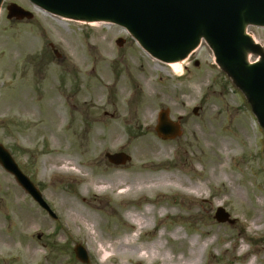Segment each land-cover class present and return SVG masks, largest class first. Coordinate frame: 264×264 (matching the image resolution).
Wrapping results in <instances>:
<instances>
[{"label": "rangeland", "instance_id": "374dc122", "mask_svg": "<svg viewBox=\"0 0 264 264\" xmlns=\"http://www.w3.org/2000/svg\"><path fill=\"white\" fill-rule=\"evenodd\" d=\"M10 3L31 18L7 19ZM247 34L253 46L245 50V60H264V28L249 26ZM30 39L36 40L31 49ZM161 109L169 111L171 120L180 119L179 136L157 137L154 127ZM68 122L73 132L66 131ZM86 124L89 131L81 136L75 129ZM0 144L57 215L52 220L44 214L0 166V264H83L74 258L75 244L87 249V264H145L126 257L136 247H146L161 227L163 251L173 258H191L190 239L195 238L193 248L199 251L210 238L199 264H248L253 259L264 264V126L242 90L215 64L204 40L172 70L146 54L122 27L62 19L26 0H4ZM119 149L131 160L112 167L104 154ZM117 170L126 175L117 179L134 183L136 173L146 170L166 176L172 185L164 194L153 192L151 203L141 190L136 202L124 203L113 214L104 212L112 207L109 198L92 208L93 191L85 187L84 174ZM180 183L202 186L199 197L183 195ZM71 201L79 204L77 210L70 208ZM146 205L152 207L154 229L136 235L124 225L125 214ZM217 207L235 223L216 222ZM161 210H173L178 217L159 222ZM89 212L101 218L93 236L83 227L89 225L83 222ZM183 215L188 220L180 219ZM174 226L182 241L178 249L170 247L168 234ZM123 228L130 239L115 245L113 238Z\"/></svg>", "mask_w": 264, "mask_h": 264}, {"label": "water", "instance_id": "95a60500", "mask_svg": "<svg viewBox=\"0 0 264 264\" xmlns=\"http://www.w3.org/2000/svg\"><path fill=\"white\" fill-rule=\"evenodd\" d=\"M43 9L74 19L108 20L125 27L152 56L163 61L178 60L205 39L218 64L233 78L250 100L254 112L264 125V60L248 63L244 52L253 43L244 34V25L264 27V0H30ZM1 2V0H0ZM7 18H31V13L16 4L7 6ZM121 45L122 40L118 39ZM195 112V111H194ZM178 127L159 113L156 128L162 138L176 136ZM114 164L129 159L123 153L107 155ZM0 163L15 175L26 190L43 204L41 196L0 145ZM218 222L228 214L218 208ZM75 257L87 262L86 251L74 248Z\"/></svg>", "mask_w": 264, "mask_h": 264}, {"label": "bare ground", "instance_id": "6f19581e", "mask_svg": "<svg viewBox=\"0 0 264 264\" xmlns=\"http://www.w3.org/2000/svg\"><path fill=\"white\" fill-rule=\"evenodd\" d=\"M37 10H39L37 8ZM62 19H68L65 17H62ZM85 24L89 25H99V24H113L112 22L105 21V20H76ZM114 25V24H113ZM249 24L244 25V34L247 33V29ZM36 40L30 39L28 47L31 49L34 47V43ZM198 44H200V40H198ZM191 55L188 54L187 57ZM186 57V58H187ZM176 60L174 62H169L166 65L172 68V70H177L181 67V63L186 59ZM122 109V108H121ZM165 152V149H164ZM124 173L122 171L117 170L115 172L106 173L105 175L102 174H96L93 177H89L86 174H84L83 178H85V187L90 188L93 192V198L94 201L91 204L92 208H100L106 201L107 198H109L112 201V207L109 208L107 211L104 210L105 213L113 214L116 210H120V206L124 205V203L132 204L136 202L137 197L141 190H143V193L146 195V199H148V202L151 203V195L153 192H160L165 193L167 190H169V187L172 185V181L169 180V178H164L166 176H155L154 174L148 173L146 170H141L140 172L136 173V180L134 183L132 181L117 179L119 176H123ZM125 175V174H124ZM128 175V174H127ZM126 177V175H125ZM179 188H182V193L185 196L189 197H199L200 191H202V186L199 185H190L189 187H182L181 183L177 185ZM162 194V195H163ZM84 197V195H82ZM69 206L73 210H77L79 208V204L75 203L74 201H71L69 203ZM132 208L131 205L129 206V209ZM163 209V208H162ZM134 211V210H133ZM151 214H152V207L150 205H146L144 210L138 211V213H126V223L124 225L126 228H129L130 231L134 232L136 235L138 233H152L153 227L151 226ZM174 219L175 217H178L177 214L170 210L163 213V210H161L157 214V219L159 222H162L164 218ZM187 215H183L180 217L183 221L188 220ZM101 219V218H100ZM100 219L97 217L95 213L89 212L85 215L84 223H88V226H84L85 230L87 231V234L94 235V223L100 222ZM179 219V218H177ZM113 221V220H112ZM259 222V218L254 219V224ZM116 224L113 221L111 224V228L115 230ZM123 228L122 231L118 234V236H115L113 238L115 240L114 244H123L122 242L128 241L130 237L127 236V229ZM209 230L205 231L206 234H208ZM179 228L172 227L171 231L169 232V238L171 239L170 247L177 249L182 244L181 238L178 235ZM135 235V236H136ZM164 235L163 228L161 227L158 231V233L152 237H150V240L147 241L146 247L140 246L135 248V253L131 256H127V259H137L143 261L145 264H151L154 261H157L158 264H199L202 259V248L205 247L206 244H209L211 242L210 238L206 239L204 245L202 248L198 251L195 250L193 247L196 244L195 238L190 239L189 245H192V251L190 250L188 252L189 257L185 261H182L183 256L180 255L177 258H173L170 255H166L165 251H163L164 247L161 243L162 237ZM122 237H125V239H122ZM125 240V241H123ZM127 246H132V244H125ZM100 251H104L106 249V246L101 243L100 245ZM113 246V243L110 244L109 248ZM198 252V253H197ZM37 256V250L33 248V251L31 253V257ZM108 256H105V259ZM111 257V255L109 256ZM197 260L195 261L194 259ZM182 261V262H181ZM248 264H253V261L251 260Z\"/></svg>", "mask_w": 264, "mask_h": 264}, {"label": "flooded vegetation", "instance_id": "af4514ba", "mask_svg": "<svg viewBox=\"0 0 264 264\" xmlns=\"http://www.w3.org/2000/svg\"><path fill=\"white\" fill-rule=\"evenodd\" d=\"M68 127H67V129H66V131H70V132H73V130L72 129H70L72 126H71V123H67L66 124ZM89 125L88 124H86V125H80V126H78L75 130L77 131V130H79V133L81 134V136H83L84 134H86V131H87V133H88V131H89V127H88ZM108 147L109 148H111L112 147V145H111V143H109L108 144ZM108 163V162H107ZM109 165H111L110 163H109ZM113 166V165H112ZM113 167H118V166H113Z\"/></svg>", "mask_w": 264, "mask_h": 264}]
</instances>
